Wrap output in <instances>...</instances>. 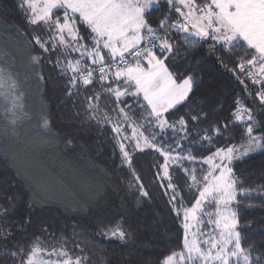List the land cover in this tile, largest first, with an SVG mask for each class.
Masks as SVG:
<instances>
[{
    "label": "snow or ice",
    "instance_id": "snow-or-ice-1",
    "mask_svg": "<svg viewBox=\"0 0 264 264\" xmlns=\"http://www.w3.org/2000/svg\"><path fill=\"white\" fill-rule=\"evenodd\" d=\"M17 8L24 29L14 31L26 50L21 63L20 52L0 48V137L18 142L19 128L34 118L29 93L50 95L89 127L110 130L120 167L132 176L128 187L145 201L155 197L136 168L152 158L155 186L182 227L179 249L162 264H264V244L247 241L238 216L240 198L264 200V184L245 187L236 170L264 157V0H18ZM198 50L243 93H234L225 121L207 128L200 124L209 112L190 107L199 73L181 67ZM38 125L51 132L47 115ZM24 183L42 198V186ZM15 199L0 202V221ZM84 231L74 228L71 241L49 234L22 245L0 223V264H93L91 249L75 238ZM130 238L122 218L92 237Z\"/></svg>",
    "mask_w": 264,
    "mask_h": 264
},
{
    "label": "trees",
    "instance_id": "trees-1",
    "mask_svg": "<svg viewBox=\"0 0 264 264\" xmlns=\"http://www.w3.org/2000/svg\"><path fill=\"white\" fill-rule=\"evenodd\" d=\"M17 3L18 0H0V22L23 30L24 20ZM154 16L162 18L159 12H154ZM188 55L190 59L181 67L190 66L193 72L199 73V87L190 107L203 106L210 115L200 127L225 121L232 111L234 93L241 96L243 93H239L231 74L218 67L210 56L199 54V50ZM39 95L41 115H47L52 121L51 132L43 131L37 119L36 129L21 143L0 137V202L16 196L12 201L15 210L0 223L10 225L15 241L22 245L36 236L43 238L49 234L54 238L63 234L71 241L74 228L86 229L75 238L91 249L88 255L93 264H162L165 254L179 249L182 227L169 210L165 196L155 186L152 158L141 157L136 168L145 187L155 197L145 201L133 195L128 187L132 176L126 167H120L110 130H101L95 124L89 127L82 118L78 120L73 115L70 107H58V101L50 95ZM258 118L264 119V114ZM37 132L42 134L43 144L32 143L30 153L22 150L23 144ZM236 170L245 187L264 184V157L259 154L238 164ZM25 178H31L45 189L42 198L29 195ZM238 216L247 241L264 244V200L255 194L240 198ZM121 218L131 234L126 244L92 239L99 226ZM26 219L31 223L25 224Z\"/></svg>",
    "mask_w": 264,
    "mask_h": 264
},
{
    "label": "rangeland",
    "instance_id": "rangeland-1",
    "mask_svg": "<svg viewBox=\"0 0 264 264\" xmlns=\"http://www.w3.org/2000/svg\"><path fill=\"white\" fill-rule=\"evenodd\" d=\"M4 47H10L14 51H18L21 53L20 61L23 62L24 54L26 50V44L23 41V39H17V35L14 31V28H11L9 26H5L3 23L0 22V48ZM21 75L23 76L24 73L22 72ZM40 93L37 92H31L26 98V108L27 110L32 114L34 117L31 121H25L21 127L19 128L20 132V139L19 143H21L24 140V137L30 133L31 131L36 129L37 124L34 123L39 119L42 111H41V99H40ZM38 131V129H37ZM42 134L40 132H37L32 136L29 141L25 144H23L22 150L25 149L27 153H30V147L32 146V143L36 144H43L40 137ZM12 141H15L11 139Z\"/></svg>",
    "mask_w": 264,
    "mask_h": 264
}]
</instances>
